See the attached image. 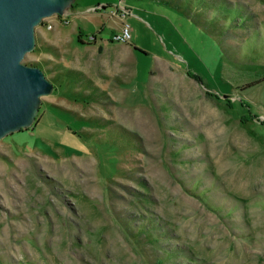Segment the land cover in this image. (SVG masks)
Instances as JSON below:
<instances>
[{
    "label": "rangeland",
    "instance_id": "374dc122",
    "mask_svg": "<svg viewBox=\"0 0 264 264\" xmlns=\"http://www.w3.org/2000/svg\"><path fill=\"white\" fill-rule=\"evenodd\" d=\"M34 35L0 264H264V0H75Z\"/></svg>",
    "mask_w": 264,
    "mask_h": 264
},
{
    "label": "water",
    "instance_id": "95a60500",
    "mask_svg": "<svg viewBox=\"0 0 264 264\" xmlns=\"http://www.w3.org/2000/svg\"><path fill=\"white\" fill-rule=\"evenodd\" d=\"M74 1L0 0V138L30 127L41 96L53 91L40 67L21 60L34 48V27L48 16L66 14Z\"/></svg>",
    "mask_w": 264,
    "mask_h": 264
},
{
    "label": "built area",
    "instance_id": "2783aa9c",
    "mask_svg": "<svg viewBox=\"0 0 264 264\" xmlns=\"http://www.w3.org/2000/svg\"><path fill=\"white\" fill-rule=\"evenodd\" d=\"M111 13L113 15H118L119 17H123L125 13H127L126 8H123L122 10H119V8L116 6L114 11L112 10ZM111 41L116 42H130L131 41V28L125 20L122 19V22L119 26V28L112 33Z\"/></svg>",
    "mask_w": 264,
    "mask_h": 264
},
{
    "label": "trees",
    "instance_id": "16d2710c",
    "mask_svg": "<svg viewBox=\"0 0 264 264\" xmlns=\"http://www.w3.org/2000/svg\"><path fill=\"white\" fill-rule=\"evenodd\" d=\"M107 5H102L101 7L102 8H105ZM80 33L78 34V40L80 41V42H83V41H81L80 40ZM93 37H95V35H93ZM196 78V77H195ZM196 79H198V78H196ZM199 80V79H198ZM207 93L208 94H210V95H214L215 97H217V95L215 94V93H211L210 91H207ZM226 97H228V95H226ZM227 101H228V105L230 106V107H232L233 106V102L232 101H230L229 99H227ZM240 103L241 104H244V102L243 101H241L240 100ZM250 115H252V116H254V117H257L258 115L257 114H255V113H249L248 115L246 114V115H243V117H246V116H249L250 117ZM246 119H248V118H246ZM243 120V119H242ZM259 121H258V123H260V124H262L263 123V121L262 120H260V119H258Z\"/></svg>",
    "mask_w": 264,
    "mask_h": 264
},
{
    "label": "crops",
    "instance_id": "0c3cea01",
    "mask_svg": "<svg viewBox=\"0 0 264 264\" xmlns=\"http://www.w3.org/2000/svg\"><path fill=\"white\" fill-rule=\"evenodd\" d=\"M96 10V9H95ZM114 32V31H113Z\"/></svg>",
    "mask_w": 264,
    "mask_h": 264
}]
</instances>
